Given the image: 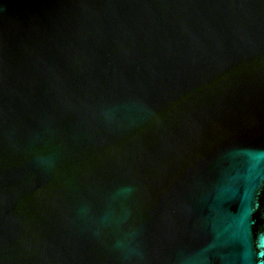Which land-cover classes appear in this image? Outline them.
Masks as SVG:
<instances>
[{
	"label": "water",
	"instance_id": "obj_1",
	"mask_svg": "<svg viewBox=\"0 0 264 264\" xmlns=\"http://www.w3.org/2000/svg\"><path fill=\"white\" fill-rule=\"evenodd\" d=\"M0 264H264V0H0Z\"/></svg>",
	"mask_w": 264,
	"mask_h": 264
}]
</instances>
